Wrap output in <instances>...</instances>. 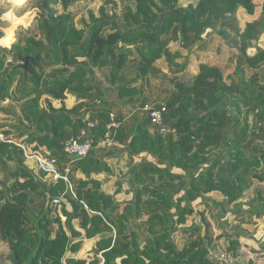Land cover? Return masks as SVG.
<instances>
[{"label":"trees","instance_id":"1","mask_svg":"<svg viewBox=\"0 0 264 264\" xmlns=\"http://www.w3.org/2000/svg\"><path fill=\"white\" fill-rule=\"evenodd\" d=\"M8 1L13 8L31 3L28 19L21 20L9 2L0 5V112L6 115L0 125L7 129L1 131L6 139H0V234L12 248L13 262L99 264L102 254L104 264L118 259L121 264H221L223 249L236 258L240 243L227 231L229 245H221L225 235L215 236L206 211L191 226L186 223L208 193L220 190L227 196L213 202L226 219L244 207L236 201L253 182L264 181V83L259 72L249 76L245 68L264 72V48L248 54L264 33V10L242 29L237 12L244 7L253 14L254 0H122L121 12L110 7L116 0H103L99 12L91 10L78 26L70 8L84 0ZM206 33L234 35L238 81L228 83L220 67L202 64L191 82L174 79L171 94L151 98L146 86L160 72L156 62L166 57L175 63L169 44L190 47ZM28 56L34 61L24 68ZM68 95L78 101L72 108L65 103ZM114 96L140 102L143 110L166 104L170 131L152 133L146 110L130 130L122 112L111 109ZM111 113L122 125L113 144L102 145ZM83 130L94 146L73 160L64 146ZM15 136L35 149L45 147L62 169L71 163L76 196L65 181L45 180L31 168L24 150L9 141ZM122 150L142 154L131 172L132 201L120 203L101 191L98 180L74 177L77 169L88 176L109 171L106 158ZM64 192L74 208H63L65 223L53 204ZM177 232L186 236L182 247ZM92 239L91 252L78 257Z\"/></svg>","mask_w":264,"mask_h":264},{"label":"crops","instance_id":"2","mask_svg":"<svg viewBox=\"0 0 264 264\" xmlns=\"http://www.w3.org/2000/svg\"><path fill=\"white\" fill-rule=\"evenodd\" d=\"M254 2L256 8L253 14L248 13L247 9L244 7H240L237 12V17L242 29H244L248 23L259 19L262 15L264 0H254ZM233 40L234 35L232 34L227 33L222 35L218 33H206L202 37V40L190 47L182 46L180 41H172L169 44V48L172 53H176L175 63L170 64L166 57H162L156 62V66L160 69V72L152 76L150 85L146 86L151 98H154V100L155 98L164 99L171 94L175 89L174 79L185 80L187 83L191 82L200 73L202 64L220 67L225 75V81L228 83L231 81L237 82L239 75L237 71V56L239 52ZM258 46L264 48V40L262 37L258 42L253 43L249 47L248 54L254 55L257 52ZM245 68L249 76L259 72L260 81L264 83V72L260 69ZM114 99L115 101L111 103L113 104L111 109L122 112L124 115L123 123L131 130V128L134 127L132 124L135 125L134 122L136 117L144 116L145 114L142 107H140V102L119 101L116 96H114ZM65 103L69 108H72L78 101L73 95H68L65 99ZM54 104L59 107L62 102L55 100ZM87 117H90V113H88ZM252 121L253 115H250V123H252ZM150 131L152 133L159 132L153 125ZM131 135L130 139L132 138ZM29 145L33 148L35 146V144ZM36 150H42L46 154H51L45 147ZM104 154V152H101L99 156L103 157ZM141 155L130 153L126 150L117 151L113 156L106 158L107 164L110 167L109 171L102 170L100 172H92L88 176L82 169H77L75 170L74 177L77 180H98L101 183L100 189L102 192L114 196L115 200L120 203H128L135 197V191L131 184L132 168L142 160ZM26 162L31 168L39 172L32 162ZM44 179L47 180L45 176ZM89 186H92V182L89 183ZM207 197V200H200L197 206L198 211L188 216L186 226H191L195 221L201 218L200 212L206 211L209 220L213 224L215 236L220 234L225 235V232L230 231L232 234L231 238L240 243L242 250L241 252L238 251L237 257L240 256L242 259L248 260L247 263L243 262V264H264V181L255 180L250 189L236 201L239 205L243 204L244 207L239 209L241 207L238 206L236 208L237 210L235 209V211H232L226 216V219H223L224 217L221 216L220 206H216L215 203L219 204L223 202L227 196L220 190H214L208 193ZM205 202H211L210 206L207 207ZM236 202L232 203V207ZM57 207V211L65 223L67 217L64 215L63 208L69 212H73V204L65 197L62 200L61 206ZM225 220H228L226 222V227H224ZM74 224L78 228L79 219H75ZM94 243L95 239L86 240L81 249L77 252L79 255L76 253L73 256L78 255L80 258L86 256L91 252ZM220 243L221 245H224V243L229 245V240L226 238V235L220 240ZM11 251L12 248L8 243L2 240L0 234V264H16L11 259ZM237 257L234 259L232 258V260H237ZM232 260L228 259L229 262H232ZM118 264H121V259H118Z\"/></svg>","mask_w":264,"mask_h":264},{"label":"built area","instance_id":"3","mask_svg":"<svg viewBox=\"0 0 264 264\" xmlns=\"http://www.w3.org/2000/svg\"><path fill=\"white\" fill-rule=\"evenodd\" d=\"M11 60V59H10ZM144 110L149 112L151 117V121L153 125L157 128L160 133H167L170 131L165 120L164 113L167 111L166 104L161 103L160 106L154 107L153 105H146ZM92 127H95L97 123H91ZM122 125V121L117 118L115 113H111V120L107 125V131L105 136L103 137L101 144H113L115 141L114 137ZM0 139L5 140L4 134L0 132ZM15 142L18 146H20L24 150V155L26 157V161L32 162L35 167L44 173V176L49 181H53L55 183L63 180L67 184L68 190L76 196V192L74 190V184L70 179V173L72 171L71 163H68L65 166V169H62L57 157L51 156L49 153L46 154L42 150H36L31 145H27L25 142L9 140ZM94 141L87 136V131L83 130L81 135L77 137H73L68 140L64 146V152L69 158L74 159H82L86 157L90 151L93 149ZM65 198V192L60 196L55 197L53 199V203L57 206H61L62 200ZM86 205V204H85ZM87 206V205H86ZM101 261L99 264L105 263V258L100 255ZM221 259L224 263L221 264H230L228 261L226 254L222 253Z\"/></svg>","mask_w":264,"mask_h":264},{"label":"rangeland","instance_id":"4","mask_svg":"<svg viewBox=\"0 0 264 264\" xmlns=\"http://www.w3.org/2000/svg\"><path fill=\"white\" fill-rule=\"evenodd\" d=\"M186 1V4L188 3L187 0H182V3H184ZM9 1L8 0H0V5L1 6H5L7 7V3ZM10 3V2H9ZM11 7L12 9H14V12L16 14V17L21 20V19H28L29 13L26 14V11L28 8H30L31 3L27 2V4H25L23 7H14L12 3ZM103 4V0H84V1H80L79 3H77L76 5H74L73 7L70 8V10L72 11L73 15H74V20L75 23L78 26H83V21L84 20H88L89 19V12L91 10L95 11L96 13L99 12V8L100 6ZM125 3L122 2V0H116L114 4L110 5L111 8L116 9L118 12H121V10H123L125 8ZM26 11V12H25ZM30 11V10H29ZM25 12V13H24ZM21 13V16L18 17V15ZM5 18V17H4ZM262 38L264 40V33L262 35ZM100 74V73H99ZM101 75V74H100ZM102 77V76H101ZM8 102H5V104ZM5 113L0 112V124H3L5 121ZM3 130H7L6 127H2L0 125V132ZM5 137V136H4ZM25 138V137H24ZM24 138H17V136H15L14 140L16 141H23L25 142ZM27 145H29L30 143L25 142ZM0 178H2V176L0 175ZM221 230V229H220ZM175 240L177 242V244L182 247L186 241V236H184L181 232H177V234L175 235ZM224 246H227V243H224ZM242 248H239V252H241ZM221 252H225L226 253V257L230 260H232V256L228 253V251H225V249H223V251ZM237 261L239 264H243V262H248V260L246 259H242L240 256L237 257ZM233 262V260H232ZM230 261V264L232 263Z\"/></svg>","mask_w":264,"mask_h":264},{"label":"water","instance_id":"5","mask_svg":"<svg viewBox=\"0 0 264 264\" xmlns=\"http://www.w3.org/2000/svg\"><path fill=\"white\" fill-rule=\"evenodd\" d=\"M29 61H34V58H33V57H30V56L26 57V58L23 60V62H22L24 68L27 67Z\"/></svg>","mask_w":264,"mask_h":264}]
</instances>
